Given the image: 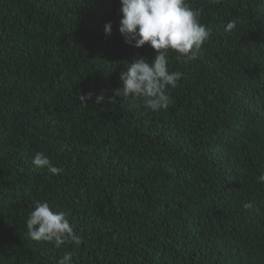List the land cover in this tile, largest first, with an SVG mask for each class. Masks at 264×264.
<instances>
[{
  "label": "trees",
  "instance_id": "16d2710c",
  "mask_svg": "<svg viewBox=\"0 0 264 264\" xmlns=\"http://www.w3.org/2000/svg\"><path fill=\"white\" fill-rule=\"evenodd\" d=\"M188 2L211 35L188 63L169 51L183 77L152 112L115 95L155 55L124 42L120 0H0V264H264V0ZM38 200L79 248L29 236Z\"/></svg>",
  "mask_w": 264,
  "mask_h": 264
},
{
  "label": "clouds",
  "instance_id": "9594fccd",
  "mask_svg": "<svg viewBox=\"0 0 264 264\" xmlns=\"http://www.w3.org/2000/svg\"><path fill=\"white\" fill-rule=\"evenodd\" d=\"M120 4L119 31L124 42L136 48L148 44L155 55L151 60L141 57L126 63V71L120 75L122 87L115 90V95L140 98L144 107L152 112L166 109L170 103L166 89L177 87L183 77L180 71H169V51L176 53L178 63H188L209 40L211 29L200 22L201 11L194 10L188 0H120ZM236 23L229 21L225 30H233ZM111 30V22L106 23L105 35H111ZM92 95L81 96V102L86 104ZM103 99L102 95H97L95 103ZM32 163L38 170L46 168L52 175L65 171L43 152L36 153ZM258 182L264 183V172L258 176ZM243 207L257 210L255 201L246 202ZM68 215L67 211H53L47 201H35L26 220L29 236L35 241L53 242L57 248L65 243H74L79 248L82 238L74 232ZM58 264H73V253L67 252Z\"/></svg>",
  "mask_w": 264,
  "mask_h": 264
}]
</instances>
